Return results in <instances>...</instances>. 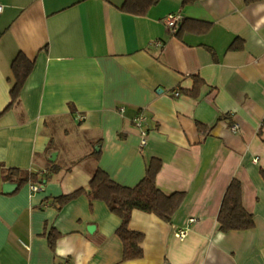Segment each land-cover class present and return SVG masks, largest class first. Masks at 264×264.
Returning a JSON list of instances; mask_svg holds the SVG:
<instances>
[{
    "label": "crops",
    "instance_id": "obj_1",
    "mask_svg": "<svg viewBox=\"0 0 264 264\" xmlns=\"http://www.w3.org/2000/svg\"><path fill=\"white\" fill-rule=\"evenodd\" d=\"M124 2L0 0V264H264V0H159L145 15ZM19 54L33 69L7 109ZM154 159L159 188L186 196L172 221L134 210L142 258L123 261L105 201L53 203L98 167L136 186ZM233 178L255 226L223 231Z\"/></svg>",
    "mask_w": 264,
    "mask_h": 264
},
{
    "label": "trees",
    "instance_id": "obj_2",
    "mask_svg": "<svg viewBox=\"0 0 264 264\" xmlns=\"http://www.w3.org/2000/svg\"><path fill=\"white\" fill-rule=\"evenodd\" d=\"M193 1L195 0H183L184 4ZM255 1L259 0H246L247 3ZM158 2L159 0H125L121 9L131 14L145 15ZM182 26L183 22L178 30ZM12 69L15 82L11 90L12 102L7 109L19 99L26 79L33 69V62L24 54H19L13 62ZM160 168V161L152 160L144 178L136 186L130 187L116 182L106 171L98 167L88 188H80L72 193L56 197L53 203L61 208L84 192L92 201H105L110 210L121 217V224L116 233L123 243V261L139 259L144 257L145 234L130 228L134 210L155 213L166 221H172L186 196L184 191L167 194L159 188L157 175ZM18 172V170H10L6 176L11 177ZM218 222L223 231L246 230L255 226L254 215L243 205V187L239 179L233 178L224 193L218 213ZM57 238L56 235H50V243L53 246Z\"/></svg>",
    "mask_w": 264,
    "mask_h": 264
},
{
    "label": "built area",
    "instance_id": "obj_3",
    "mask_svg": "<svg viewBox=\"0 0 264 264\" xmlns=\"http://www.w3.org/2000/svg\"><path fill=\"white\" fill-rule=\"evenodd\" d=\"M4 5L2 3H0V13L4 11ZM165 23L173 30V31H177L179 29V27L181 26L182 23V19L181 16L177 13H170L168 14L165 19H164ZM160 44V42H159ZM124 107L121 108L122 111H124ZM84 115H77V119H84ZM148 120V116L146 113L144 112H139L135 117H134V123L137 126V128L140 130L141 136H142V140H141V146H145L148 142V129L145 127V124ZM239 129V124H234L233 125V130L237 131ZM257 161V159H255ZM31 189L32 191L36 192L38 190L41 189V185L39 184H31ZM195 221H197L196 217H192L189 219V224L188 226L184 227V228H180L177 229L175 234L178 238L180 239H184L188 232H189V227L192 223H194Z\"/></svg>",
    "mask_w": 264,
    "mask_h": 264
}]
</instances>
